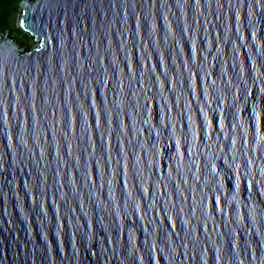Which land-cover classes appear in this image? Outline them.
<instances>
[{"label":"water","instance_id":"1","mask_svg":"<svg viewBox=\"0 0 264 264\" xmlns=\"http://www.w3.org/2000/svg\"><path fill=\"white\" fill-rule=\"evenodd\" d=\"M0 31V264H264V0H20Z\"/></svg>","mask_w":264,"mask_h":264},{"label":"trees","instance_id":"2","mask_svg":"<svg viewBox=\"0 0 264 264\" xmlns=\"http://www.w3.org/2000/svg\"><path fill=\"white\" fill-rule=\"evenodd\" d=\"M20 0H0V31H7L12 28L13 33L20 37L29 47L30 37L15 25ZM30 48V47H29Z\"/></svg>","mask_w":264,"mask_h":264},{"label":"rangeland","instance_id":"3","mask_svg":"<svg viewBox=\"0 0 264 264\" xmlns=\"http://www.w3.org/2000/svg\"><path fill=\"white\" fill-rule=\"evenodd\" d=\"M30 37V36H29ZM30 39H31V37H30ZM33 42H32V39H31V42L29 43V47H31V46H33ZM29 47H28V49H29Z\"/></svg>","mask_w":264,"mask_h":264}]
</instances>
